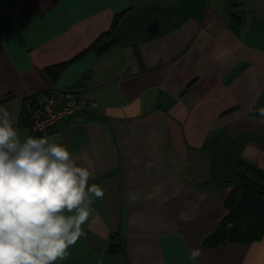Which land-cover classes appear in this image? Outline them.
<instances>
[{
	"label": "crops",
	"instance_id": "0c3cea01",
	"mask_svg": "<svg viewBox=\"0 0 264 264\" xmlns=\"http://www.w3.org/2000/svg\"><path fill=\"white\" fill-rule=\"evenodd\" d=\"M47 97L96 105L33 134ZM0 107L21 139L86 153L104 190L57 264H264V236L205 244L239 166L264 184V0H0Z\"/></svg>",
	"mask_w": 264,
	"mask_h": 264
},
{
	"label": "clouds",
	"instance_id": "9594fccd",
	"mask_svg": "<svg viewBox=\"0 0 264 264\" xmlns=\"http://www.w3.org/2000/svg\"><path fill=\"white\" fill-rule=\"evenodd\" d=\"M93 168L86 153L74 158L46 136L21 139L0 107V264L67 259L69 247L86 235L82 225L95 199L104 197L100 185H89ZM201 255L199 248L189 252L193 260Z\"/></svg>",
	"mask_w": 264,
	"mask_h": 264
},
{
	"label": "trees",
	"instance_id": "16d2710c",
	"mask_svg": "<svg viewBox=\"0 0 264 264\" xmlns=\"http://www.w3.org/2000/svg\"><path fill=\"white\" fill-rule=\"evenodd\" d=\"M114 17L110 28L91 42L79 55L93 51L103 52L110 44L109 35L115 26ZM78 56V55H77ZM74 59V58H73ZM72 59L48 66L46 69L52 78H56ZM30 120L26 126L29 125ZM238 182L225 199L227 213L215 230L208 235L205 244L242 242L249 243L264 236V184L262 176L249 166L240 165ZM230 223V225H228Z\"/></svg>",
	"mask_w": 264,
	"mask_h": 264
},
{
	"label": "built area",
	"instance_id": "2783aa9c",
	"mask_svg": "<svg viewBox=\"0 0 264 264\" xmlns=\"http://www.w3.org/2000/svg\"><path fill=\"white\" fill-rule=\"evenodd\" d=\"M95 105L96 102L94 101H90L89 105L85 106L82 103L71 99L64 101L62 105L55 107L53 105V99L47 97L33 110L31 121L29 125L26 126V129L33 134H46L58 121L84 113L87 110V107H93Z\"/></svg>",
	"mask_w": 264,
	"mask_h": 264
},
{
	"label": "water",
	"instance_id": "95a60500",
	"mask_svg": "<svg viewBox=\"0 0 264 264\" xmlns=\"http://www.w3.org/2000/svg\"><path fill=\"white\" fill-rule=\"evenodd\" d=\"M228 225H230V223Z\"/></svg>",
	"mask_w": 264,
	"mask_h": 264
}]
</instances>
